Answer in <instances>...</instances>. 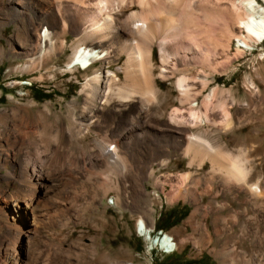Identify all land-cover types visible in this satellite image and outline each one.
Here are the masks:
<instances>
[{"label":"rangeland","instance_id":"rangeland-1","mask_svg":"<svg viewBox=\"0 0 264 264\" xmlns=\"http://www.w3.org/2000/svg\"><path fill=\"white\" fill-rule=\"evenodd\" d=\"M108 1L111 5L116 2ZM193 1L190 18L193 33H197L194 40L202 41L205 29L210 30L209 67L201 66L196 51L185 55L184 50L167 46L165 54L171 59L165 67L170 74H164L167 77L162 79L158 42H153L151 59L158 105L150 108L147 118L138 121L137 97L135 103L112 112L102 110L93 115L81 109L84 76L94 70H108L124 84L118 69L126 56L105 63L98 61L86 72L70 73L65 67L78 43L87 46L78 33L96 16L97 0H46L44 3L51 4L46 12L26 6L25 0H0V261L3 251L15 244L18 264H227V258L234 264H264V205L252 208L243 185L227 181L208 157L199 167L202 157L185 152L186 137L200 135L229 158L245 157L249 182H257L264 189V42L238 55L235 37L245 35L236 23L243 17L241 0ZM255 2L264 7L261 0ZM204 7H208L204 10L208 16L202 14ZM114 10L113 17L119 20L130 13H144L136 3L122 13ZM184 11L172 13L175 20L182 21H176V31L180 27L181 34L187 21ZM203 18L208 21L203 22ZM61 21L66 26L63 31ZM40 22L45 23L42 30ZM46 29L52 33V42L57 35L65 42L56 46L45 43L40 36ZM21 42L32 46L40 43L42 51L35 58L47 49L46 66L39 69L36 63L24 70L35 58L22 56ZM174 53L177 55L171 56ZM172 64L178 70L174 75ZM187 67L192 70L185 71ZM181 73L197 78L192 83L190 100L198 108L203 97L196 95L204 73V96L214 89L223 91L221 98L231 114L229 127L215 107L209 117L219 126L210 124L205 130L192 127L189 106L178 100L176 81L183 76ZM248 80L258 85L257 92H247ZM247 96L258 108L248 119L237 112ZM75 103L76 108L71 109ZM40 110L46 114L43 122L37 118ZM105 141L109 149L114 146L122 162V168L113 173L106 171L104 157L96 165L88 163L91 155L98 152L97 145ZM58 145L65 160L54 156ZM75 158L77 177L70 181L69 162ZM24 163L40 166L42 174L54 177L51 190L37 195L32 214L25 210L23 200L31 195L21 173ZM225 191H232L233 197L241 200L232 210L255 213V223L246 225V231L253 233L252 239H243L233 224H213L211 205L233 202L230 195L223 194ZM12 199L19 200L21 209L12 208ZM196 211L195 221L190 220ZM138 219L154 230L152 237H163L156 230L174 233L165 232L173 238L176 250L160 255L149 247L138 235ZM226 226L232 228L231 234Z\"/></svg>","mask_w":264,"mask_h":264},{"label":"bare ground","instance_id":"bare-ground-1","mask_svg":"<svg viewBox=\"0 0 264 264\" xmlns=\"http://www.w3.org/2000/svg\"><path fill=\"white\" fill-rule=\"evenodd\" d=\"M25 1L26 6L32 5L34 8L37 7L39 11L41 10V12H46L51 9V4L48 6L46 3H44L46 2V0L44 2L41 0ZM261 1L264 4V0ZM116 2H113V4L111 5L110 1L108 0H97V2L94 4L96 9L98 10L96 16H94V14L90 16L88 15L89 17H94H91L87 21L86 26L83 27L82 30H80L78 33L79 38L82 37L83 39H85L87 46H84V42L78 43L74 48L73 53L66 63L65 67L70 73L76 70L86 72L88 71L87 69L89 67H92V65L98 61L103 60L102 62L105 63L106 61H109L113 58L117 59L121 55L126 56V61L124 62L122 67L118 69V71L124 76V84L119 83L116 74L108 70H106V72H102L101 70H94L91 75L84 76L85 82L80 92L82 95L81 109L82 113L93 115L96 111L102 110L112 112L120 107H126L127 103H135L136 99L134 100V98L137 97L138 112L136 113L135 117L139 121L140 119H144L149 116L148 111L151 107L158 105L155 88L156 86L153 77L154 66L151 59V46L153 42H158L160 62L163 67L160 76L162 79H165L167 76L164 74H170L169 71H166L165 67L167 62L169 61L168 59L170 58L169 55L167 56L165 54L166 52L164 49L167 46L173 47L174 50L175 48H180L185 51V55L189 52L191 54V52L196 51V53H199L198 55L200 58L201 66H204L205 69H208L209 65L207 64V60L208 58H210L209 55H211L212 53V50L210 51L211 40L207 36L209 35L208 32L210 30L208 31V29L204 28L206 31H204V38L201 36L203 38L202 41L196 42L194 40L195 38L193 35L195 33L193 32L195 30H192V25L194 23L192 24V19L190 18V14L193 11V0H135L128 2L126 0H119V2ZM134 3L140 6L142 12L144 13H130L122 20L115 19L113 17V14L115 13H113V11H115V8L117 12L119 11L122 13L123 10L131 9ZM240 6L243 11V17L237 18L236 23L237 28L242 30V33H245V35L235 37L238 55L244 49L249 50L254 45L262 44L264 42V7H262V5H258L255 0H241ZM53 7H55L54 4ZM205 8L206 7L203 8V11L205 10ZM182 10H185L184 12H187L183 16L185 17L186 15L187 21L184 27H182L183 30L181 34L180 27H178L180 33L176 31L178 25L176 24V21H180V19L175 20L174 16H172V13L174 14V11L180 12ZM205 12L206 11L202 12V14H204ZM121 13L119 15H121ZM206 13L205 15L208 16ZM203 19V22L208 21V19ZM198 21L200 20H197V22ZM61 23V30L63 31L66 26L65 22L61 21ZM116 23H118L119 25L117 26ZM44 24L45 23L42 22L38 24V26L41 28L40 30L45 27ZM195 35H197V33ZM51 36L52 33L49 34L48 30L46 29L43 30V37L40 36V38H43L45 43L48 42L49 45L52 46H56V44L62 45L65 42V40L62 39L60 35H57L54 42H52L53 39ZM39 44L40 43H38V45L32 46L30 44L26 45L24 44V42H21L23 50V52H21L22 56L27 58L36 56L37 53L42 51V48ZM46 50L47 49L44 48L42 55H38L39 57L37 58L34 57L35 59L32 58L29 64L23 67L24 70L29 69L36 63L38 64L39 69L40 67L42 68L44 64L46 66V63L48 61L46 55L49 54V51ZM176 55L177 53H174V55L171 54V56L174 57ZM193 56L194 54L192 53V57ZM192 57H189V60H194V58ZM189 70L192 69L187 67L185 71ZM175 73H178V70L175 69V65L172 64L171 75H174ZM182 73L186 75L183 71ZM182 73L181 75H183ZM184 75L177 79L176 89L179 95V103L181 105L187 104L189 106L190 111L188 117L193 122L192 127L205 130L209 127L210 124H213V126H219V124H217L214 119L209 117V114L212 113L216 108L221 111L226 127H229L231 123V114L228 111L227 106L225 105L224 99L221 98V96L223 95V91L220 89H214L208 95L204 96L203 90L205 89V87H207V75L204 73L200 86L201 90L198 91L196 95L203 97L200 103V108H198L197 106L192 104V99L190 100V96L192 95L191 92L193 91V84L196 83L197 78L192 76L193 74L188 76ZM262 79L264 81V77ZM245 88H247L248 93H251L250 90H254L255 92H257L258 85H256V83H254L252 80H248L245 83ZM247 97L248 98H246L242 104L243 108L238 109L237 112L242 113L244 118L248 119L250 117V113L255 114L258 108L254 104L253 99L250 96ZM75 106L76 103L74 105H71L70 108L75 109ZM47 110L48 107H45V111ZM45 111L40 110L37 113V118L42 122L46 115ZM176 112L177 110L174 111V113ZM3 116L6 118L5 114H3ZM171 120H169L170 123ZM248 122L250 123V120H248L247 123ZM40 133L44 134V129ZM175 133L180 134L179 132ZM129 138L130 136H128V139ZM186 139H188V141L186 140L187 145H185V152L188 153L192 151L196 155V157H202L198 165L199 167L204 161L205 157H208L211 163L217 166V169H215L220 173V175L227 179V181H232L237 184V186L243 185V188H245V196L247 197L248 202L250 203L249 205H251L252 208L263 207L264 189L260 188L257 182H249V168H247L246 166V164L248 163L246 162L247 160L245 159V157L240 155L236 158H229V156L222 154V152L213 148L208 142L203 140L200 135L191 134L189 135V137H186ZM97 150L98 152L96 154H92L91 157L89 156L90 158L88 157V163H90L91 165H96V162H98L100 157H104L105 169L107 172L113 173L116 168H122V162L117 158L114 146L109 149V144L107 142L103 144L99 143L97 145ZM53 152L55 157L61 156L62 158H64V160L66 159L61 146H56V149ZM62 158L60 160H63ZM77 160L78 159L75 158L74 160L69 162L70 181L75 180L77 177ZM192 162L190 164H192ZM164 165L165 163L161 164V166ZM21 173L26 177V183L27 185H29L28 187L31 188V195H29V197L27 196L28 198L23 200L26 202L25 210H28L29 213L32 214L36 208L37 195L40 192H43L45 194L49 190V188H51V186L53 185L54 177L52 175L47 176L42 174L40 166L36 167L34 164L32 165L29 163H24L21 169ZM57 177L58 176H56V179ZM231 192L232 191H225L223 193L232 197L233 202H231L230 205H211L212 222L214 225H227L228 223L233 224L235 225L234 228H237L241 235L243 234V239H250L253 236V233H250V231H246V225L248 223H251L252 225L255 223V213L248 215V213H246V211L243 209H241L240 211L232 210L235 205L239 206L241 204V200L240 198L235 197V195L233 197V194ZM10 204L14 209H21L19 200L17 199L10 200ZM226 212L227 215H224V213ZM197 215V211L194 212L190 220H194ZM241 216H243V218ZM226 228L228 229V234H231L232 228L227 226ZM136 229L138 235L143 238L144 242L149 243V247L153 246V240H155V243H164V236H160L157 238L152 237L151 233L154 231H150V228H147V226L145 227L141 219L137 220ZM20 235L21 231L17 236V239L20 238ZM15 247L16 246L14 244L13 247L5 249L3 251V253L1 254L0 264H18L17 260L14 258V254L16 253ZM149 247H147V249H149ZM176 248L177 245L174 242L173 238L170 235H165V249L167 250V254L174 252ZM158 249L160 251H164V244H157V251ZM231 260L232 259L227 258V264H234L233 260ZM244 264L249 263L246 262Z\"/></svg>","mask_w":264,"mask_h":264},{"label":"built area","instance_id":"built-area-1","mask_svg":"<svg viewBox=\"0 0 264 264\" xmlns=\"http://www.w3.org/2000/svg\"><path fill=\"white\" fill-rule=\"evenodd\" d=\"M154 231V230H152ZM155 232H157V235H163L164 236V243H155V240H153V246H152V249H154L156 252H158L160 255H168L167 254V250L165 249V235H168L166 234L165 232H163L162 230H156ZM157 244H164V251H157ZM151 249V250H152Z\"/></svg>","mask_w":264,"mask_h":264},{"label":"crops","instance_id":"crops-1","mask_svg":"<svg viewBox=\"0 0 264 264\" xmlns=\"http://www.w3.org/2000/svg\"><path fill=\"white\" fill-rule=\"evenodd\" d=\"M164 232H167V233H171V234H174V233H172V232H169V231H164Z\"/></svg>","mask_w":264,"mask_h":264}]
</instances>
